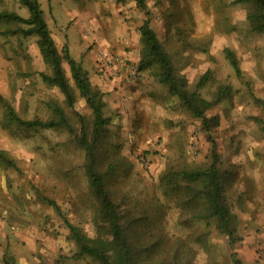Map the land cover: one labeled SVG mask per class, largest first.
Segmentation results:
<instances>
[{
    "label": "rangeland",
    "instance_id": "rangeland-1",
    "mask_svg": "<svg viewBox=\"0 0 264 264\" xmlns=\"http://www.w3.org/2000/svg\"><path fill=\"white\" fill-rule=\"evenodd\" d=\"M39 1L58 47L67 43L94 85L104 91L111 121L98 145V167L104 170L113 159L119 164L108 183L125 220L135 218L132 230L142 256L173 264L177 252L186 264H233L235 249L245 264L264 259V226L243 224L235 187L238 153L246 142L264 136V32L251 29L249 6L235 0H147L144 9L134 0ZM0 10L29 14L20 0H0ZM146 18L192 87L209 72V81L200 89L203 96L213 100L220 85L232 88L207 113L220 117L212 135L221 168L228 173L226 201L238 216L235 247L215 219L194 215L204 208L201 199H192L182 189L166 193L161 185L170 166L210 163L212 141L201 120L168 92L152 69H138L140 26ZM17 25L1 21L0 29ZM37 38L0 34V93L21 116L48 118L46 102L64 104L65 96L42 80L40 71L51 68ZM226 47L238 56L242 77L226 57ZM103 56L120 59L105 65ZM64 66L70 75L68 63ZM74 89L77 101L67 108L70 117L76 119L77 112L91 117L85 99ZM0 149L16 159L15 167L0 164V264H6L4 255L14 256L16 264H96L88 256L76 257L64 221L65 216L88 234L95 233L96 200L84 167L85 152L73 136L63 128L6 124L0 101ZM44 197L57 201L62 213ZM244 246L248 251L242 252Z\"/></svg>",
    "mask_w": 264,
    "mask_h": 264
},
{
    "label": "trees",
    "instance_id": "trees-1",
    "mask_svg": "<svg viewBox=\"0 0 264 264\" xmlns=\"http://www.w3.org/2000/svg\"><path fill=\"white\" fill-rule=\"evenodd\" d=\"M134 1L143 9L147 5V0ZM235 1L249 6L247 18L251 29L255 32H264V0ZM20 2L28 8L29 14L22 15L15 10H0V22L18 24L13 29H0V34L37 35L40 52L51 68L50 72L40 71L42 80L49 86L59 87L65 96V103L62 104L56 99L48 100L46 105L51 111L50 117L27 118L21 116L10 100L0 93L5 123L34 129H66L77 145L84 150V167L89 178L90 189L96 200L93 215L95 233L88 234L81 226L64 216L65 224L69 229V237L77 247L76 257L88 256L96 264H158L152 261V256H142L141 246L138 245L132 230L135 218L125 220L120 201L113 195L108 183L109 176L119 164L113 159V162L108 164L104 170L98 167L101 159L98 145L103 137L107 136L106 128L111 121V117L105 113L104 91L94 85L89 70L83 65L82 60L71 54L67 43L62 48L58 47L45 18L41 2L39 0H20ZM140 32L142 48L138 69L140 71L152 69L157 79L167 87L168 92L179 97L192 114L201 120L202 130L212 141L210 163L196 168L170 166L161 177V185L166 193L172 189L177 191L182 189L192 199H201L204 208L194 215L205 219H215L216 227L220 232L228 235L231 246L235 247V243L239 240L238 216L226 201L225 181L228 173L221 168V156L212 135V130L219 124L220 117L217 114L207 113L210 106L226 97L232 88L228 85H220L214 92L213 100L206 98L200 89L209 81V72L202 74L192 87L185 73L178 69L174 57L165 48L148 18L140 26ZM203 50H206L205 47ZM225 55L235 68L237 75L242 77L243 70L235 51L226 47ZM64 62L69 65L70 75L67 73ZM74 88L85 99L91 110V117H87L82 112H77L76 119L70 117L67 108H74L77 101ZM75 122L79 124V127ZM0 164L15 167L16 159L4 149H0ZM44 199L62 213L57 201L48 197ZM231 259L233 264H245L235 249L231 253ZM180 260L181 257L176 252L172 263H187H182ZM4 261L6 264H16L12 255H4Z\"/></svg>",
    "mask_w": 264,
    "mask_h": 264
},
{
    "label": "crops",
    "instance_id": "crops-1",
    "mask_svg": "<svg viewBox=\"0 0 264 264\" xmlns=\"http://www.w3.org/2000/svg\"><path fill=\"white\" fill-rule=\"evenodd\" d=\"M237 169L235 187L237 200L242 204L238 209L239 216L245 220L243 224L253 225L255 228L264 226V136L243 145L237 156ZM250 239L247 237L246 241ZM245 246L242 252L247 250ZM253 260L258 262L254 264H264L262 258Z\"/></svg>",
    "mask_w": 264,
    "mask_h": 264
},
{
    "label": "built area",
    "instance_id": "built-area-1",
    "mask_svg": "<svg viewBox=\"0 0 264 264\" xmlns=\"http://www.w3.org/2000/svg\"><path fill=\"white\" fill-rule=\"evenodd\" d=\"M116 59L118 60V59H120V58H118V57L113 58V57H108V56H103V57H101V61H102V63L105 64V65L116 63V62H117Z\"/></svg>",
    "mask_w": 264,
    "mask_h": 264
}]
</instances>
